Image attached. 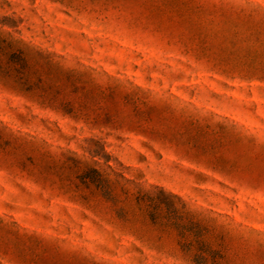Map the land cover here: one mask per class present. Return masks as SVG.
Returning a JSON list of instances; mask_svg holds the SVG:
<instances>
[{"label":"rangeland","instance_id":"obj_1","mask_svg":"<svg viewBox=\"0 0 264 264\" xmlns=\"http://www.w3.org/2000/svg\"><path fill=\"white\" fill-rule=\"evenodd\" d=\"M0 264H264V0H0Z\"/></svg>","mask_w":264,"mask_h":264},{"label":"trees","instance_id":"obj_2","mask_svg":"<svg viewBox=\"0 0 264 264\" xmlns=\"http://www.w3.org/2000/svg\"><path fill=\"white\" fill-rule=\"evenodd\" d=\"M85 173H89L87 177L90 178L91 180H94L95 178H98L100 176V172L95 167H89V168H87V170L85 171Z\"/></svg>","mask_w":264,"mask_h":264}]
</instances>
